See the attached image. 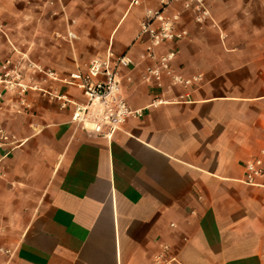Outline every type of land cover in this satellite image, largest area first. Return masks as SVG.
Returning <instances> with one entry per match:
<instances>
[{"label":"crops","instance_id":"obj_1","mask_svg":"<svg viewBox=\"0 0 264 264\" xmlns=\"http://www.w3.org/2000/svg\"><path fill=\"white\" fill-rule=\"evenodd\" d=\"M158 6L0 0V61L40 88L0 99V264H264V174L243 183L264 166V0H209L201 27L170 6L187 37L157 54L201 78L188 89L143 81L139 25ZM108 52L132 59L121 94L141 112L110 140L50 96L84 103L61 80Z\"/></svg>","mask_w":264,"mask_h":264},{"label":"built area","instance_id":"obj_2","mask_svg":"<svg viewBox=\"0 0 264 264\" xmlns=\"http://www.w3.org/2000/svg\"><path fill=\"white\" fill-rule=\"evenodd\" d=\"M129 7H137L144 0H126ZM209 0H158L157 9H148L139 25L137 38L145 40L142 60H149L151 64L143 70V81L153 89L162 88L163 78H167L173 86L188 89L201 81L199 76L184 78L174 72L172 62L177 52L173 49L163 54L157 50L167 44H174L184 40L187 32L178 28L179 12L167 13L173 4L191 15L197 26H205L211 21L208 9ZM0 28V33H1ZM134 65L126 55L114 56L112 53L101 58L95 57L89 61L84 70H78L61 80L66 86L78 90L84 98V103H76L65 95H48L59 100L60 109L68 106L72 108L71 122L92 135L110 140L112 136L130 117H141V112L131 111L121 94V71ZM29 68L37 69L29 64ZM53 76V74H50ZM29 91H40L30 78H26L22 70L11 59L0 61V99L5 94H16L23 98ZM160 103L161 101H156ZM24 103V101H23ZM264 174L261 159L256 158L244 166L243 183L247 186L257 185ZM165 255L156 258V264H165Z\"/></svg>","mask_w":264,"mask_h":264},{"label":"rangeland","instance_id":"obj_3","mask_svg":"<svg viewBox=\"0 0 264 264\" xmlns=\"http://www.w3.org/2000/svg\"><path fill=\"white\" fill-rule=\"evenodd\" d=\"M26 19H24L23 21H24V23H23V25L21 26L22 27V29H23V32H22V34L21 35H19V38H20V42H22V43H26V38H27V35H26V33H25V30H26V21H25Z\"/></svg>","mask_w":264,"mask_h":264}]
</instances>
